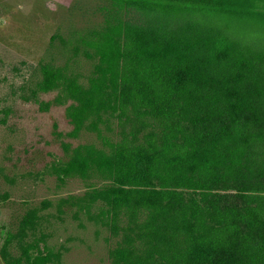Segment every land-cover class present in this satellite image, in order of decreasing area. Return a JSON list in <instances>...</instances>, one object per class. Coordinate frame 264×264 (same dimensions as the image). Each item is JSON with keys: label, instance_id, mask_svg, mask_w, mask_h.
<instances>
[{"label": "trees", "instance_id": "obj_1", "mask_svg": "<svg viewBox=\"0 0 264 264\" xmlns=\"http://www.w3.org/2000/svg\"><path fill=\"white\" fill-rule=\"evenodd\" d=\"M110 1L86 85L49 63L39 83L112 133L66 164L100 183L81 200L117 237L108 264H264V0ZM39 220L0 225L5 264L59 260L32 256Z\"/></svg>", "mask_w": 264, "mask_h": 264}, {"label": "rangeland", "instance_id": "obj_2", "mask_svg": "<svg viewBox=\"0 0 264 264\" xmlns=\"http://www.w3.org/2000/svg\"><path fill=\"white\" fill-rule=\"evenodd\" d=\"M112 16L110 0H0V225L17 229L35 211L40 239L31 254H58L51 264H108L116 243L99 207L81 200L100 183L66 166L78 145L100 147L112 133L100 124V132L75 130L70 101L39 85L42 63L86 85L95 56L85 40Z\"/></svg>", "mask_w": 264, "mask_h": 264}]
</instances>
